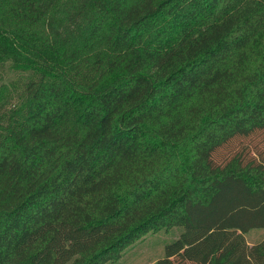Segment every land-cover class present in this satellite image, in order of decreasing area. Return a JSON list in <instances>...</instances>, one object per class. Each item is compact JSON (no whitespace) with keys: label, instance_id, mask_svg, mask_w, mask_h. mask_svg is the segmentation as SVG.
<instances>
[{"label":"trees","instance_id":"obj_1","mask_svg":"<svg viewBox=\"0 0 264 264\" xmlns=\"http://www.w3.org/2000/svg\"><path fill=\"white\" fill-rule=\"evenodd\" d=\"M173 226L156 264H264V0H0V264Z\"/></svg>","mask_w":264,"mask_h":264},{"label":"rangeland","instance_id":"obj_2","mask_svg":"<svg viewBox=\"0 0 264 264\" xmlns=\"http://www.w3.org/2000/svg\"><path fill=\"white\" fill-rule=\"evenodd\" d=\"M18 74L19 73L15 71H5L4 80L8 79L16 82ZM20 81L21 80L18 79L16 83L20 84ZM12 89L13 88H11V90ZM221 150H226V148H222ZM179 230L180 227L173 226L161 228L156 231H148L129 244L123 250L118 260L105 264H156V260L164 255L165 245L178 235ZM245 235L247 240L251 243L264 236V229H251L246 232Z\"/></svg>","mask_w":264,"mask_h":264}]
</instances>
